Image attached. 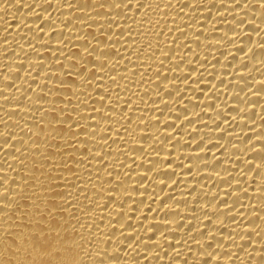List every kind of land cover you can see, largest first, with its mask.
Returning a JSON list of instances; mask_svg holds the SVG:
<instances>
[{
    "label": "bare ground",
    "instance_id": "1",
    "mask_svg": "<svg viewBox=\"0 0 264 264\" xmlns=\"http://www.w3.org/2000/svg\"><path fill=\"white\" fill-rule=\"evenodd\" d=\"M0 264H264V0H0Z\"/></svg>",
    "mask_w": 264,
    "mask_h": 264
}]
</instances>
